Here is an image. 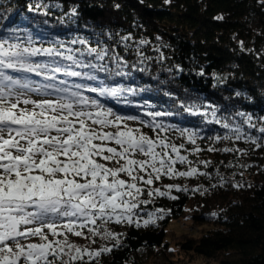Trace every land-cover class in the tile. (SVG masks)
I'll use <instances>...</instances> for the list:
<instances>
[{"label":"snow or ice","instance_id":"snow-or-ice-1","mask_svg":"<svg viewBox=\"0 0 264 264\" xmlns=\"http://www.w3.org/2000/svg\"><path fill=\"white\" fill-rule=\"evenodd\" d=\"M120 39L127 51L130 36ZM147 43L141 39L135 48L140 63L152 59L140 51ZM128 67L120 53L93 47L86 38L45 39L19 28L0 35V264H99L102 253L119 247L122 233L115 227L139 226L144 206L157 197L176 199L173 190L189 191L165 180L212 179L198 166L207 169L212 162L190 157L247 154L236 146L242 140L264 146L258 142L264 140V117L257 123L245 112L218 115L209 105V116L208 107L184 102L160 111L145 101L137 107L149 119L122 113L109 101L128 107L145 91L116 81L131 75ZM184 112L221 125L223 134L205 136L201 128L161 119ZM205 140L207 149L200 146ZM223 141L232 147L213 146ZM216 176L223 184L218 169ZM147 216L145 226L162 218ZM100 240L114 243L93 247Z\"/></svg>","mask_w":264,"mask_h":264},{"label":"trees","instance_id":"trees-1","mask_svg":"<svg viewBox=\"0 0 264 264\" xmlns=\"http://www.w3.org/2000/svg\"><path fill=\"white\" fill-rule=\"evenodd\" d=\"M13 28L39 32L45 39L82 37L93 47L108 45L110 53H120L129 62L125 70L131 75L116 81L145 89L132 97L131 106L109 101L124 114L149 119L137 107L147 101L160 111H171L184 102L202 108L213 105L218 115L249 113L257 123L264 117V0H0V35ZM125 36H130L127 51L120 39ZM141 39L148 43L140 51L152 58L143 63L135 51ZM211 111L208 107L209 116ZM161 119L201 128L205 136L224 132L221 125L204 124L200 115L187 112ZM253 135L260 134L253 130ZM258 142L264 145V140ZM208 144L205 140L200 146L207 149ZM213 146L232 147V143ZM236 146L249 151H204L190 157L210 160L207 169L198 166L209 171L212 179L165 180L189 191L173 190L176 199L157 197L144 206L139 226L115 227L122 233L119 247L102 253L99 264H177L175 258L181 254L216 259L218 264H264V146L257 148L243 140ZM197 186L201 190L193 191ZM147 212L162 218L145 226ZM185 212L195 226L210 227L172 246L167 238L169 223ZM113 243L100 240L93 247Z\"/></svg>","mask_w":264,"mask_h":264},{"label":"rangeland","instance_id":"rangeland-1","mask_svg":"<svg viewBox=\"0 0 264 264\" xmlns=\"http://www.w3.org/2000/svg\"><path fill=\"white\" fill-rule=\"evenodd\" d=\"M189 214L185 212V215L172 219L168 226V234L167 238L170 241V245L176 244L178 241L196 237L201 235L202 231L209 228V225L204 226H195L193 221L190 219ZM177 264H218L217 260H207L201 257H197L194 255L181 254L180 258H175ZM150 264H155V262H150Z\"/></svg>","mask_w":264,"mask_h":264}]
</instances>
